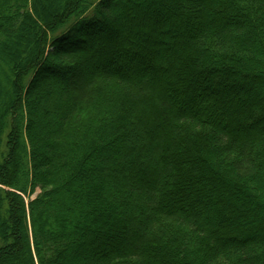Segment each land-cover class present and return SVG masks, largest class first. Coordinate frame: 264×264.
I'll list each match as a JSON object with an SVG mask.
<instances>
[{
  "label": "trees",
  "instance_id": "16d2710c",
  "mask_svg": "<svg viewBox=\"0 0 264 264\" xmlns=\"http://www.w3.org/2000/svg\"><path fill=\"white\" fill-rule=\"evenodd\" d=\"M37 4L0 0V264H77L80 216L85 264H264V0ZM101 31L94 60L71 53Z\"/></svg>",
  "mask_w": 264,
  "mask_h": 264
},
{
  "label": "rangeland",
  "instance_id": "374dc122",
  "mask_svg": "<svg viewBox=\"0 0 264 264\" xmlns=\"http://www.w3.org/2000/svg\"><path fill=\"white\" fill-rule=\"evenodd\" d=\"M63 1L64 0H37L38 4L35 7V9L38 12H41L42 14H43V12H44V14L47 12H53V11H55V9L61 7V5L63 4ZM128 1L129 0H113L114 11H115L116 15L121 20H123V18L126 17V14H128V12H130L132 4L137 3V2H142V0H132L131 2H134V3L129 4ZM22 30L23 31H20V35H18L19 36L18 37L17 35H14L13 31L10 29V31L7 33L9 40H8V42H5L6 47H8L10 50L13 49L15 51L19 50L20 48H21V50H25L27 48V45H29L31 42L32 32H35V28L33 29L30 26H29V28L25 26ZM103 30L105 31V29H103ZM122 30H126V28L122 27ZM169 32H170L169 34L172 35V30H169ZM70 33H72V32L71 31L70 32L65 31L62 34L61 33L54 34L51 37L52 39H50V41L49 40L47 41L48 45L45 46V52H47V50H51L53 47H57L59 42H62L68 35H70ZM104 34H106V32L101 31V33L98 35L97 38H94V36L92 37V36L87 35L84 39V42L82 44H80V46L78 44V45L74 46L75 48L71 49V51H72L71 53L78 54V55H81L83 57H88L89 59L94 60L91 57H92V53L94 52L96 47L98 45H106V43L104 42ZM107 34L109 36H111L112 32H107ZM169 34H168V36H169ZM73 35L75 37H77L79 34L74 33ZM46 36L48 37L47 34H46ZM48 39H49V37H48ZM165 41L169 42L170 37H168L167 40L165 39ZM63 44L67 45L68 43L65 42ZM49 45H52V47H50ZM1 56H2V60L5 62H6V60H10L9 55H4V54L0 53V57ZM52 58L55 59V56L53 55ZM118 61H119L118 63L121 64L120 60H118ZM68 65L70 66V64H68ZM68 65H66V66H68ZM104 69L106 70L107 68H103V70ZM3 71H4V67L2 66V64H0V72H2L4 74ZM86 73L87 72H85V73L79 72L77 80L74 79L75 76H67V77L59 78L56 75H53V76L51 75V76L45 77L44 79H40L38 81L37 86L38 87H43V86L46 87L47 86V88H49V89L51 88L53 93L57 91V92H59V94H61V92L63 90H66L65 88L76 87V85H77L76 83L79 80L83 81L85 79V77L87 75ZM5 80H6V77L0 76V86L3 88V90L5 92V93L3 92L2 101L7 102V100L10 99V97L13 93H11L12 90L8 85V81H5ZM72 80H73V82H72ZM2 101L0 100V108L2 107ZM43 116H44V114L42 115L39 122H38V120L31 118L32 122H34V123L38 122V124L41 126L42 129H44V126L46 124V121H45ZM8 133H9V129L5 128L4 129V135L2 136L3 145H4V143L6 144V137H7ZM44 134H45L44 130H42L41 136L43 138H44ZM92 173H93V171L87 172V174H86L87 179L91 178V176L93 175ZM79 189H80V191H79L80 197L83 198V197H85V195L86 196L90 195L88 187H86V186L82 187V184H81V187ZM93 198H96V197L93 196ZM69 200H70V202H68L69 203L68 206L78 207V204H77L78 202H76V200H74V199H72V200L69 199ZM89 214H91V213H88V214H85L84 212L82 213V215H84L83 219H84L86 224L88 223V220L90 219ZM80 219H82L81 216L79 217V219L67 217L66 222H65V226H66V231L69 232V234L67 236L72 237V239H73L72 242H74V244H76V245L80 244V246H81L80 247L81 249H78L76 251V258H77L76 262H77V264H85L86 259H88V254H87L88 250L86 249V247L82 246L81 242L77 241V235H76V231L81 233V232H83V229L85 228L84 227L85 225H82L83 220H80ZM78 220H80L79 223H78ZM55 222H57V217L55 218ZM49 223H50V227H51V225L53 224L52 221H49ZM94 225H96V224L94 223ZM10 262H11L10 264H14V259L12 258L10 260Z\"/></svg>",
  "mask_w": 264,
  "mask_h": 264
}]
</instances>
